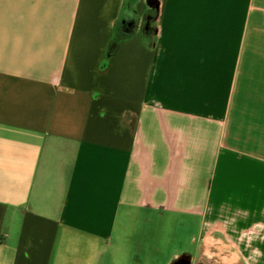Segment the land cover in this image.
I'll list each match as a JSON object with an SVG mask.
<instances>
[{
	"label": "crops",
	"instance_id": "crops-1",
	"mask_svg": "<svg viewBox=\"0 0 264 264\" xmlns=\"http://www.w3.org/2000/svg\"><path fill=\"white\" fill-rule=\"evenodd\" d=\"M147 257L264 264V0H0V264Z\"/></svg>",
	"mask_w": 264,
	"mask_h": 264
},
{
	"label": "rangeland",
	"instance_id": "rangeland-1",
	"mask_svg": "<svg viewBox=\"0 0 264 264\" xmlns=\"http://www.w3.org/2000/svg\"><path fill=\"white\" fill-rule=\"evenodd\" d=\"M259 110V104L257 102H252L247 105L239 104L235 105L234 113L236 117L240 119H234V124L241 126L244 129H258L257 113ZM246 114L249 119L246 118ZM251 141L257 140V136H251ZM261 151V147H260ZM156 222V220H155ZM193 221L191 218L184 216L169 217L166 222H161L163 224L162 229L157 228V224H153V233L151 244L156 246L158 242H163L167 248H180L187 245L188 240L194 236L197 227L193 226ZM165 247V246H164ZM156 259V258H155ZM152 258L147 257L144 264H153Z\"/></svg>",
	"mask_w": 264,
	"mask_h": 264
},
{
	"label": "flooded vegetation",
	"instance_id": "flooded-vegetation-1",
	"mask_svg": "<svg viewBox=\"0 0 264 264\" xmlns=\"http://www.w3.org/2000/svg\"><path fill=\"white\" fill-rule=\"evenodd\" d=\"M132 19H135L137 21V25H138V28L142 31L144 37L147 39V41H150V36L147 34L146 32V21L145 20H139L138 21V15L135 11H129L126 13V15L122 16V18L120 19V21L117 23V36L120 35V31H121V27H122V21H130ZM119 31V32H118ZM153 33V30L152 32ZM182 264V263H180ZM197 264H202V263H197Z\"/></svg>",
	"mask_w": 264,
	"mask_h": 264
},
{
	"label": "water",
	"instance_id": "water-1",
	"mask_svg": "<svg viewBox=\"0 0 264 264\" xmlns=\"http://www.w3.org/2000/svg\"><path fill=\"white\" fill-rule=\"evenodd\" d=\"M121 23V32L124 36L131 35L138 28L137 21L135 19H132L130 21H122ZM145 27L147 34L149 33L148 35H151V30L153 29L152 25L148 23Z\"/></svg>",
	"mask_w": 264,
	"mask_h": 264
},
{
	"label": "trees",
	"instance_id": "trees-1",
	"mask_svg": "<svg viewBox=\"0 0 264 264\" xmlns=\"http://www.w3.org/2000/svg\"><path fill=\"white\" fill-rule=\"evenodd\" d=\"M119 37H120V35L117 36L116 38H114L110 42L109 49L107 51V57H106L107 60H109L112 57V55L114 54V52L116 51V49L118 47Z\"/></svg>",
	"mask_w": 264,
	"mask_h": 264
}]
</instances>
